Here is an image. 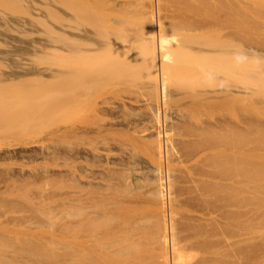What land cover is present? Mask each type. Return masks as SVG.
Returning a JSON list of instances; mask_svg holds the SVG:
<instances>
[{
	"label": "rangeland",
	"instance_id": "1",
	"mask_svg": "<svg viewBox=\"0 0 264 264\" xmlns=\"http://www.w3.org/2000/svg\"><path fill=\"white\" fill-rule=\"evenodd\" d=\"M4 1L0 84L31 82L23 85L25 90L0 87V127L10 124L6 132L0 130V264H96L95 257L82 259L79 247L71 256V232L76 227L79 233L83 216L101 222L104 208L110 218L120 191L124 200L138 203L143 227L156 228V233L144 230L152 232L151 238L160 228L158 209L164 204L163 219L174 220L180 239L202 236L201 264H264V0H208L207 39L204 30L192 33L191 52L173 53L165 62L162 104L156 100L153 75L141 66L139 48H122L126 32L112 35L103 29L102 0L78 5L85 20L76 22L77 31L84 30L93 45L85 50L78 44L74 51L67 10L71 0H47V6L26 0L23 16ZM109 1L121 2L132 20L148 6V0ZM160 2L162 18L168 20L178 0ZM43 7L57 10V19ZM181 33H172L165 46L178 42ZM96 41H118L114 45L121 48L103 57L95 53ZM79 50L89 53H82L86 64L105 67L99 75L84 74L74 87L67 77L71 62H81ZM13 73L19 78L12 79ZM34 77L49 87L39 89ZM26 87L39 89L33 100L40 109L31 99L29 105L36 107L27 105L31 94ZM21 102L28 109L38 107L32 110L39 116L30 115L31 109L25 115ZM8 113L24 116L9 119ZM159 192L164 197L157 202ZM228 244L233 246L226 249ZM224 252H231V258Z\"/></svg>",
	"mask_w": 264,
	"mask_h": 264
},
{
	"label": "bare ground",
	"instance_id": "2",
	"mask_svg": "<svg viewBox=\"0 0 264 264\" xmlns=\"http://www.w3.org/2000/svg\"><path fill=\"white\" fill-rule=\"evenodd\" d=\"M4 1V0H3ZM47 0H42L43 4H45L47 6V3H49L48 1L46 2ZM54 1V0H53ZM59 1L58 3H61L60 0H57ZM100 0H71L70 1V7L67 8L68 10V13L70 14V23H72L69 27V29L71 30V32L69 34H71V50L74 51L75 50V47L77 45L78 47V44H79V48L82 47L81 45H83L84 47L85 46H92L93 44H90L91 43V40H90V37L87 36V34H85L86 32L82 29L80 32H78L77 30H79L78 28H76V26H78L79 24H77L76 22L77 21H83L84 22V17H82V15H80L78 13V5H87L88 3L92 2V3H98ZM103 1V4H105V10H104V14L101 20V23L103 24L104 23V28L103 29H106V30H109L110 33L112 35H115L116 33H127V35H124V39L127 38V43L126 42H123V44H120L122 46V48H126V47H133V48H139V52L142 53V59L143 60V69L145 68V72H149L150 74L153 75V78H154V81H152L154 84V90H155V93H156V100H158L159 103H163V101L165 100L164 99V78H165V74H166V61L169 60V57L173 54V56L175 55V53H181L183 55H187L185 52L188 53L191 52V49L190 47V42L191 40L193 39L194 35H192V33H198L199 35H202V33L200 31H203L206 32L204 35L207 39V31H208V0H178V5L175 9H172V13H171V16H168V20H164L162 18V15H161V8H160V0H148V3H147V8H146V11L144 10L143 12H139L136 14V16H133L135 17L136 19L135 20H132L131 18L128 17V15L125 14V11H123V6L121 5V2H114L111 4V2L109 0H102ZM125 1V0H124ZM133 1V0H132ZM0 2H2V0H0ZM7 2V3H6ZM52 2V1H51ZM113 2V1H112ZM144 2V1H143ZM4 3H6L7 5H10L11 8L12 7H18V14H21L22 16L26 14L25 11H23L25 8H24V5L26 4V8L28 6V3L26 2V0H5ZM57 3V2H56ZM55 3V4H56ZM57 3V4H58ZM72 3V4H71ZM91 3V4H92ZM166 3V2H165ZM172 3V2H171ZM42 4V5H43ZM53 4V3H52ZM102 4V3H101ZM124 6H125V2L123 3ZM127 4V3H126ZM133 4V3H132ZM176 4V3H175ZM174 4V5H175ZM5 5V4H4ZM36 5V4H35ZM50 6V5H48ZM131 6V5H130ZM4 7V6H3ZM9 8V6H6ZM80 7V6H79ZM126 7V6H125ZM5 8V7H4ZM20 8V9H19ZM45 8V7H43ZM42 8V9H43ZM50 8V7H49ZM48 8V9H49ZM53 8V7H51ZM82 8V7H81ZM13 9V8H12ZM47 8H45L44 10H46ZM103 9V8H102ZM82 10V9H81ZM91 10V9H90ZM126 10V9H125ZM11 11V10H10ZM47 11V10H46ZM45 11V12H46ZM99 11V10H98ZM163 11V10H162ZM49 12V16L50 17H53V19H55V16H56V19H57V13H59L57 10H48L47 13ZM164 12V11H163ZM166 12V11H165ZM46 13V14H47ZM12 14V13H11ZM17 14V15H18ZM83 14V13H82ZM85 14V13H84ZM133 14V13H132ZM165 14V13H164ZM6 15V14H5ZM27 15V14H26ZM170 15V14H169ZM12 16V15H11ZM93 16V15H92ZM18 17V16H17ZM166 17V16H165ZM34 19V18H33ZM43 19V18H42ZM166 19V18H165ZM63 20V19H62ZM34 21H36L38 23V25L40 24L41 26H44L45 24L42 23L39 20H36L34 19ZM43 21V20H42ZM56 20H54L55 22ZM81 21V22H82ZM68 22V23H69ZM44 24V25H43ZM84 24V23H82ZM81 24V26H82ZM90 25V24H89ZM80 26V25H79ZM87 26V25H86ZM101 26V25H99ZM46 28V26H45ZM68 28V27H66ZM48 29V28H46ZM51 29V27H50ZM68 29V30H69ZM84 29V27H83ZM86 29V28H85ZM132 30L134 32V34H130L129 31ZM49 31V30H48ZM178 31L181 33L182 31V36H180V40L178 39V42L175 43H172L174 45H172L170 47V45L168 46V48L165 46L168 41V38H171L173 37L172 33H178ZM58 32V31H57ZM102 32V31H101ZM107 32V31H106ZM60 33V32H59ZM125 33V34H126ZM191 33V34H190ZM52 34H54L52 32ZM62 34V33H61ZM105 34V32H104ZM192 35L191 39H190V35ZM57 35V34H56ZM59 35V34H58ZM57 35V37H58ZM89 35V33H88ZM60 36V35H59ZM65 36V35H63ZM68 36V35H67ZM66 36V37H67ZM118 36V35H117ZM53 37V36H52ZM62 37V35H61ZM198 37V36H197ZM60 38V37H58ZM57 38V39H58ZM70 38H68V40H70ZM107 38V36H106ZM122 38V37H121ZM120 38V39H121ZM52 39V38H51ZM54 39V38H53ZM114 40V38H112ZM123 39V40H124ZM62 40V39H61ZM65 40V39H64ZM108 40H111V37L109 36ZM53 41V40H52ZM56 41V40H54ZM94 41V40H92ZM136 41V44L134 45V42ZM194 40H192L193 42ZM57 42V41H56ZM97 44L96 45V52H100L99 55L100 56H103V57H107L108 55H111L112 54H115V53H118L120 48L119 46L117 47L116 49V46L113 44V41H110L109 43L108 42H98L96 41ZM95 42V43H96ZM195 42V41H194ZM55 43V42H54ZM69 43V41H68ZM190 43V44H189ZM56 44V43H55ZM61 44V43H60ZM189 44V45H188ZM95 45L93 47H95ZM118 45V44H117ZM53 46V45H52ZM124 46V47H123ZM190 46V47H189ZM76 47V48H77ZM170 47V48H169ZM189 47V48H188ZM52 48V47H51ZM67 48V47H66ZM69 48V47H68ZM135 48V49H136ZM137 48V49H138ZM54 49V48H53ZM87 48L85 47V50ZM89 49V48H88ZM91 49V48H90ZM95 49V48H94ZM55 50V49H54ZM70 50V49H69ZM70 50V51H71ZM78 51V49H76ZM56 51V50H55ZM81 50H79L80 52ZM83 51V50H82ZM81 51V62L80 63H77L76 62H71L72 66L69 67V74L68 77H67V80L70 81L69 83L74 86L75 84L78 83L79 79H83L85 76L84 74H90V73H97L99 75L98 72H100L103 68L104 70V67H102L100 64L97 65V63L93 64V65H89V64H86V59L83 60L84 58H86L84 55L87 54V51H86V54L85 51L82 52ZM93 51V52H94ZM133 51V50H132ZM58 52V51H57ZM122 52V51H121ZM70 53V52H68ZM78 54V52H76ZM82 53L84 55H82ZM139 53V54H140ZM240 53V52H239ZM89 54V53H88ZM87 54V55H88ZM94 54V53H93ZM190 54V53H189ZM249 54V53H248ZM73 55V54H72ZM76 55V54H75ZM92 55V54H90ZM96 55V54H95ZM94 57H97L95 56ZM98 55V56H99ZM116 55V54H115ZM253 55V54H252ZM71 56V55H70ZM78 56V55H77ZM93 56V55H92ZM177 56V55H176ZM192 56V55H191ZM84 57V58H83ZM89 57V56H87ZM91 57V56H90ZM118 57V55H117ZM179 56H177L176 58H178ZM73 59V57H71ZM80 58V57H79ZM114 58V57H112ZM175 58V59H176ZM252 58V57H251ZM75 59L77 60L78 58L75 57ZM99 59V58H98ZM97 59V60H98ZM182 59V57H181ZM79 60V61H80ZM92 60V59H91ZM90 60V61H91ZM104 60V59H102ZM106 60V59H105ZM140 59V61H142ZM183 60V59H182ZM181 60V61H182ZM201 60V59H200ZM78 61V62H79ZM99 61V60H98ZM170 61V60H169ZM87 62H89L87 60ZM94 62V61H93ZM92 62V63H93ZM97 62V61H96ZM103 62V61H102ZM166 62V63H165ZM171 62V61H170ZM169 62V63H170ZM186 62V61H185ZM205 62V61H203ZM250 62V61H249ZM248 62V63H249ZM105 63V62H104ZM111 63V62H110ZM180 63V62H179ZM207 63V62H206ZM244 63V62H243ZM133 64V63H132ZM253 64V63H252ZM135 65V64H134ZM128 66V65H127ZM187 66V65H186ZM131 67V66H130ZM134 67V66H133ZM172 67V66H171ZM189 68V67H188ZM193 68V67H192ZM106 69V68H105ZM113 69V68H112ZM142 69V68H141ZM173 69V68H172ZM245 69V68H244ZM120 70V69H119ZM127 70V69H126ZM140 70V69H139ZM109 71V70H108ZM144 71V70H143ZM204 71V70H203ZM31 72V71H30ZM132 72V71H131ZM198 72V71H197ZM93 73V74H94ZM113 73V72H111ZM116 73V72H115ZM109 74V73H108ZM148 74V73H147ZM112 75V74H111ZM9 76L13 79V78H19V75L17 74H9ZM84 76V77H83ZM89 76H92V75H89ZM97 76V75H96ZM8 77V76H7ZM6 77V78H7ZM92 78V77H91ZM151 78V77H150ZM88 79V78H87ZM95 79V78H94ZM100 79V78H99ZM131 79V78H130ZM129 79V80H130ZM89 80H92V79H89ZM24 81V80H23ZM23 81L20 80V82L18 83H21V85H27L29 84L30 85V82H31V79L29 80L30 82H26V84L23 83ZM34 82V85L35 83L36 84V87L38 85V88L41 89V87H43V85L45 84L43 82L42 84V81H41V78H36L34 77L33 80ZM59 81V80H58ZM66 81V80H65ZM67 81V82H68ZM82 81V80H81ZM80 81V82H81ZM84 81V80H83ZM88 81V80H87ZM98 81V80H97ZM106 81V80H105ZM108 81V80H107ZM253 81V80H252ZM51 82V81H50ZM60 82V81H59ZM86 82V80H85ZM111 82V80H110ZM11 83V82H10ZM9 84H4V85H1L0 84V87H4V88H14L15 86V83L14 81L12 80V84L10 85ZM41 83V85H40ZM95 83V82H94ZM3 84V83H2ZM14 84V85H13ZM33 84V83H32ZM53 84V83H52ZM61 84V83H60ZM89 84V83H88ZM97 84V83H96ZM102 84V83H101ZM100 84V85H101ZM20 85V84H19ZM18 85V86H19ZM23 85L20 87L21 89L23 88ZM49 85V84H48ZM46 86L44 85V88L46 87H49V86ZM56 85V84H55ZM83 85V84H82ZM91 85V84H89ZM17 86V87H18ZM24 86V88H25ZM66 86H69V85H66ZM65 86V87H66ZM71 86V87H72ZM77 86V85H76ZM79 86V85H78ZM83 86H86V85H83ZM94 86V85H93ZM16 87V86H15ZM16 87V88H17ZM18 87V88H19ZM32 87V86H31ZM30 87V88H31ZM64 87V86H63ZM70 87V88H71ZM75 87V86H74ZM98 87V86H96ZM23 88V89H24ZM27 88V87H26ZM78 88V87H77ZM80 88V87H79ZM3 89V88H2ZM29 91H28V90ZM26 91L27 93L31 94L29 95V97H23V98H26V99H29V101L26 103H28L27 105L29 107H32V106H35L36 105L39 107L40 109V106L38 105V101L37 102H34L33 99L36 100L37 96H36V91L38 90H30L29 88H27ZM50 89V88H49ZM69 89V88H68ZM74 89V88H72ZM25 90V89H24ZM71 90V89H70ZM77 90V89H75ZM151 91V90H150ZM72 92V91H71ZM77 92V91H76ZM38 93V92H37ZM32 94H35V95H32ZM78 94V93H77ZM80 96V95H79ZM70 97V96H69ZM151 97V96H150ZM153 97V96H152ZM201 97V96H200ZM30 99L33 101V103H36V105L32 104V106H30L29 102H30ZM238 99V98H237ZM236 99V100H237ZM38 100V99H37ZM86 100V99H85ZM233 100V98H232ZM24 101V99H23ZM73 101V99H72ZM235 101V100H234ZM153 102V101H152ZM157 102V103H158ZM24 103V102H21V104ZM91 103V102H90ZM25 104V103H24ZM87 104V103H86ZM23 105V104H22ZM26 105V104H25ZM26 105V108L25 110L24 109H21L20 110L22 112L26 113L25 111H33L30 115H34L35 112L34 110L37 108H30L28 109L29 107ZM75 105V104H74ZM89 105V104H88ZM92 105V104H91ZM98 106V105H97ZM23 107V106H21ZM95 107V106H94ZM79 108V107H78ZM10 109V108H9ZM13 109V108H12ZM15 109V108H14ZM34 109V110H32ZM5 110V109H4ZM19 108H18V112L20 111ZM50 110V108L48 109ZM79 110V109H78ZM20 111V112H21ZM38 111V110H37ZM81 111V110H80ZM8 112V111H7ZM12 112V111H11ZM10 112V113H11ZM16 113V111H13ZM95 112V110H94ZM101 112V111H100ZM159 112V111H158ZM157 112V113H158ZM5 113H6V110H5ZM46 113V112H45ZM181 113V112H180ZM179 113V114H180ZM1 114V113H0ZM13 114V113H12ZM12 114H7V118L9 119H14L16 118L17 115H21V116H24L22 115L23 113H17V115L14 117V115ZM36 114H38L39 116V112H37ZM35 114V115H36ZM42 114V113H41ZM44 114V112H43ZM42 114V115H43ZM48 114V113H46ZM3 115V114H2ZM29 115V113H28ZM159 115V114H158ZM156 115V116H158ZM19 116V117H21ZM41 116V115H40ZM97 116V115H96ZM95 116V117H96ZM160 116V115H159ZM1 117V116H0ZM6 117H3V118H6ZM17 116V118H19ZM75 117V116H74ZM21 119V118H20ZM98 119V118H97ZM5 120V119H4ZM7 120V119H6ZM16 120V119H15ZM23 120V119H22ZM29 120V119H28ZM158 120V123H159V117H157ZM14 121V120H12ZM11 121V122H12ZM164 121V120H163ZM1 122V120H0ZM7 121H5L6 123ZM125 122V121H124ZM2 123V122H1ZM26 123V122H25ZM85 123V122H84ZM88 123V122H87ZM4 124V123H3ZM9 124V123H8ZM6 124L5 127H0L2 129V131H5L6 127L7 126H10V124L8 125ZM22 124V123H21ZM5 125V124H4ZM18 125V124H17ZM71 125V124H70ZM88 125V124H86ZM2 126V125H1ZM85 126V125H84ZM154 126V125H152ZM13 127V125H12ZM15 127V125H14ZM102 127V126H101ZM107 127V126H106ZM160 127V126H159ZM8 128V127H7ZM11 128V127H10ZM68 129V128H67ZM101 129V128H100ZM100 131V130H99ZM6 132V131H5ZM4 132V133H5ZM21 132V131H20ZM147 132V131H146ZM1 133V132H0ZM7 134V133H5ZM12 134V133H11ZM10 134V135H11ZM9 136V135H8ZM160 137V136H159ZM163 137V136H162ZM75 139V138H74ZM86 139V138H84ZM76 141V140H75ZM155 141V140H154ZM166 143V142H165ZM89 144V143H88ZM153 144V143H152ZM151 144V145H152ZM92 145V144H91ZM161 145V144H160ZM158 145V142H157V150H158V154L160 155V149H161V146ZM96 147V146H95ZM87 148V146H86ZM97 148V147H96ZM93 149V148H92ZM151 149V148H150ZM156 150V151H157ZM218 156H219V152H218ZM156 158V157H155ZM154 158V159H155ZM160 158V157H159ZM80 159V158H79ZM129 159V158H128ZM234 159V158H233ZM205 160V159H204ZM216 160V158H215ZM220 160V159H219ZM226 160V159H225ZM224 160V161H225ZM228 160V159H227ZM232 160V158H231ZM223 161V160H221ZM229 161V160H228ZM234 161V160H233ZM211 162V161H210ZM85 163V162H84ZM215 163V162H214ZM210 164V163H209ZM89 165V164H88ZM232 165V164H231ZM74 166V165H73ZM227 166V165H226ZM90 167V166H89ZM88 167V168H89ZM206 167V166H205ZM71 168V167H70ZM76 168V167H75ZM214 169V168H213ZM229 169V168H228ZM230 170V169H229ZM71 171V170H70ZM124 171V170H123ZM160 171V170H159ZM74 173V172H73ZM157 174V173H156ZM82 175V174H81ZM50 176V175H49ZM231 177V176H230ZM37 178V177H36ZM46 178V177H45ZM162 177H160L161 179ZM80 179V178H79ZM159 180V178L157 179ZM47 181V180H46ZM162 181V179H161ZM158 184H159V181H157ZM163 185V182H161ZM74 184V183H73ZM215 184V183H214ZM233 184V183H232ZM160 185V184H159ZM158 185V186H159ZM235 185V184H234ZM232 186V185H230ZM160 187V186H159ZM78 188V187H77ZM138 188V187H137ZM163 188V186H162ZM235 188V186L233 187ZM111 189V188H110ZM113 189V188H112ZM159 189V188H158ZM166 189V188H165ZM233 190V189H232ZM159 191V190H158ZM200 190H198L199 192ZM225 191V190H224ZM84 192V191H83ZM119 192V191H118ZM117 192V193H118ZM163 192V191H161ZM227 192L229 193V191L227 190ZM232 192V191H231ZM157 193V192H156ZM120 194V197H119V200H117V203L115 204V207H113V213L110 214L112 215L110 218H108V214L106 215L105 213H108L106 212V209L104 208V211L105 212H102V219L100 220L101 222H98L97 223L95 221H92L91 217L89 218H86L85 216L81 217L82 220H80V230H79V233L77 234V229L75 227V230H72L71 232V242H70V245H71V253H73L71 256H73L74 258V254L75 252L78 250L79 252L77 253H80V256L82 259L86 260L88 259L90 256V259L91 262H92V258L95 257L96 260L94 259L93 261H96V264H201V246L203 245L202 243V236H194L192 237L191 239L189 240H182L178 237L177 235V228L174 226V223H173V218H171L173 221H171L169 219V221L171 222H168L167 220V223L165 222V220L163 219L165 217V215L163 216V214H165V211L162 210V208L164 209L165 207V204L163 205L162 202L161 204L163 205V207L161 206V208H159L158 210H160V215H161V219L159 218V224L158 221H157V225L159 226L157 228H159V230L157 231V235L152 237L151 238V234H146V231L149 230L151 228L150 231H155L156 233V228L155 230H152L153 228L150 227L149 229H145V227H143L145 225V222L146 221H142L143 219L141 218V214L142 212L140 213L139 209L135 206V204L138 205V203H135L133 202L132 200L131 201H126L128 200V198L125 197V200L123 198V195L124 193L123 192H119ZM202 194V193H201ZM200 194V195H201ZM224 194V192H223ZM231 193H229L228 195H230ZM235 194V193H234ZM233 194V195H234ZM74 195V194H73ZM131 195V194H130ZM227 195V196H228ZM80 196V194H79ZM119 196V195H118ZM125 196V195H124ZM157 196V195H156ZM203 196V195H202ZM232 196V195H231ZM75 197V196H74ZM98 197V196H97ZM131 197V196H130ZM164 197V194L163 196L161 195V193L159 192L158 193V196H157V199L156 201L161 198ZM230 197V196H229ZM95 199V198H94ZM73 200V199H72ZM71 200V201H72ZM84 200V199H83ZM107 200V199H106ZM116 200V199H115ZM130 200V199H129ZM154 200V199H153ZM231 200V199H230ZM234 200V199H233ZM164 201V200H162ZM73 202V201H72ZM145 202V201H144ZM158 202V201H157ZM225 202V201H224ZM226 203V202H225ZM150 205L152 203H149ZM170 204V203H169ZM72 205V204H71ZM82 205V204H81ZM143 205H145L143 203ZM142 205V206H143ZM147 205V204H146ZM74 206V205H73ZM71 206V207H73ZM99 206V204H98ZM173 206V205H172ZM153 207V206H152ZM167 207V206H166ZM141 208V207H139ZM168 208V207H167ZM172 208V207H171ZM84 209V208H83ZM153 209V208H152ZM76 210V209H75ZM80 210V209H79ZM99 210V209H98ZM102 210V208H101ZM100 210V212H101ZM142 210V209H141ZM155 210V209H154ZM95 211V210H94ZM103 211V210H102ZM112 211V210H111ZM150 211V210H149ZM153 211V210H152ZM71 212H72V215L73 216H76L75 215V211L73 209H71ZM77 212V211H76ZM100 213L99 211H95V213ZM148 212V210H147ZM155 212V211H154ZM159 212V211H158ZM94 213V214H95ZM146 213V212H145ZM173 214V212H171ZM77 214V213H76ZM84 214V212H83ZM154 214V213H153ZM157 214V213H156ZM71 215V216H72ZM80 215V214H79ZM97 215V214H96ZM72 216V218H73ZM78 216V214H77ZM92 216V215H91ZM145 216V215H144ZM173 216V215H172ZM88 217V216H87ZM166 218H167V215H166ZM169 218V217H168ZM97 219V218H96ZM111 219H112V225H111ZM142 219V220H141ZM146 219V218H145ZM157 219V218H156ZM194 221L196 220L194 217H193ZM192 219V220H193ZM95 220V219H94ZM155 220V219H153ZM152 220V221H153ZM162 220V221H161ZM74 220H72L71 224L73 225L74 224ZM142 222H143V225H142ZM152 224V223H151ZM79 226V225H78ZM74 228V227H73ZM147 228V227H146ZM146 230V231H144ZM148 233V232H147ZM77 235L79 236L78 237V240H77ZM149 235V236H148ZM155 235V234H154ZM153 236V235H152ZM78 241V242H77ZM205 243V242H204ZM232 243V242H231ZM229 243V244H231ZM153 244H156V247L154 245L153 247ZM229 244L227 246L226 249H228L229 247ZM158 245V247H157ZM233 245H231L230 247H232ZM77 247H79L77 249ZM229 247V248H230ZM232 251V249H230ZM229 250V251H230ZM156 251V252H155ZM228 252V251H226ZM224 252V254H227L226 258H231L232 254L231 252L230 253H226ZM79 255V254H78ZM225 256V255H224ZM87 257V258H86ZM72 258V259H73ZM86 258V259H85ZM159 258H162L163 260L161 262H159ZM159 259V260H158ZM153 260V261H152ZM156 260H158V262H156Z\"/></svg>",
	"mask_w": 264,
	"mask_h": 264
}]
</instances>
